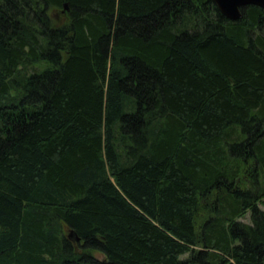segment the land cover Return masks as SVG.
<instances>
[{"label": "trees", "instance_id": "16d2710c", "mask_svg": "<svg viewBox=\"0 0 264 264\" xmlns=\"http://www.w3.org/2000/svg\"><path fill=\"white\" fill-rule=\"evenodd\" d=\"M262 206L264 8L0 0V264H264Z\"/></svg>", "mask_w": 264, "mask_h": 264}, {"label": "water", "instance_id": "95a60500", "mask_svg": "<svg viewBox=\"0 0 264 264\" xmlns=\"http://www.w3.org/2000/svg\"><path fill=\"white\" fill-rule=\"evenodd\" d=\"M216 5L219 7L222 13L229 17L230 19H238L241 18L242 15V8L246 5L253 4L259 5L264 8V0H214ZM66 8L68 7L67 4L65 5ZM70 235L73 238L79 240L74 232L70 231Z\"/></svg>", "mask_w": 264, "mask_h": 264}, {"label": "rangeland", "instance_id": "374dc122", "mask_svg": "<svg viewBox=\"0 0 264 264\" xmlns=\"http://www.w3.org/2000/svg\"><path fill=\"white\" fill-rule=\"evenodd\" d=\"M56 15H57V14H56ZM56 15H55V16H56ZM53 16H54V15H53ZM55 16H54V17H55ZM262 208H264V206H262ZM250 215H251V214H247V216H245L244 219H245L246 221H250ZM96 255L99 256V257H103L102 254H100V253H96Z\"/></svg>", "mask_w": 264, "mask_h": 264}]
</instances>
